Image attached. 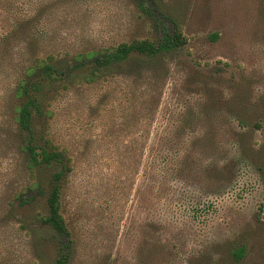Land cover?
<instances>
[{"label": "rangeland", "instance_id": "1", "mask_svg": "<svg viewBox=\"0 0 264 264\" xmlns=\"http://www.w3.org/2000/svg\"><path fill=\"white\" fill-rule=\"evenodd\" d=\"M155 1L188 38L167 78L77 83L38 122L71 160L70 264H264V0ZM140 38L157 34L130 0H0V264H31L22 223L44 208L14 200L28 176L1 140L22 60Z\"/></svg>", "mask_w": 264, "mask_h": 264}, {"label": "trees", "instance_id": "2", "mask_svg": "<svg viewBox=\"0 0 264 264\" xmlns=\"http://www.w3.org/2000/svg\"><path fill=\"white\" fill-rule=\"evenodd\" d=\"M130 1L141 18L150 22L156 39H132L70 55L24 58L19 76L9 90L7 127L1 140L15 144L20 150L28 176L14 200L20 208L33 206L41 197L44 201L43 211L30 222L22 223V229L31 238V264H43L45 248L55 250L51 264H70L75 252L73 233L62 214L63 189L71 160L66 149L55 145L43 133L38 134L39 120L51 115L49 101L77 83H94L112 76L127 77L141 87L153 89L156 81L167 78L169 57L188 43L176 20L158 7L155 0ZM21 22L29 24L31 16H25ZM34 39L31 37L23 44L29 48L36 44ZM189 123L194 128L199 121ZM180 144L183 143L176 146ZM46 170L50 171L49 178L43 177ZM244 251L242 246L233 249L234 261L239 262Z\"/></svg>", "mask_w": 264, "mask_h": 264}]
</instances>
